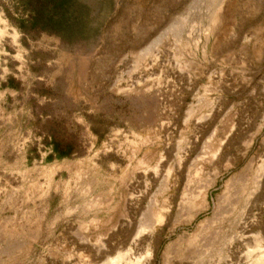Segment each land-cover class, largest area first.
Returning a JSON list of instances; mask_svg holds the SVG:
<instances>
[{"label":"rangeland","instance_id":"obj_1","mask_svg":"<svg viewBox=\"0 0 264 264\" xmlns=\"http://www.w3.org/2000/svg\"><path fill=\"white\" fill-rule=\"evenodd\" d=\"M76 1L0 0V264H264V0Z\"/></svg>","mask_w":264,"mask_h":264},{"label":"trees","instance_id":"obj_2","mask_svg":"<svg viewBox=\"0 0 264 264\" xmlns=\"http://www.w3.org/2000/svg\"><path fill=\"white\" fill-rule=\"evenodd\" d=\"M23 14L18 18H6L23 37L30 34H49L62 41L81 37L87 29L86 16L81 15L84 6L76 0H20ZM55 153V159L61 160L69 155L66 144L62 146L58 141L49 144ZM63 149L64 151L62 152Z\"/></svg>","mask_w":264,"mask_h":264},{"label":"bare ground","instance_id":"obj_3","mask_svg":"<svg viewBox=\"0 0 264 264\" xmlns=\"http://www.w3.org/2000/svg\"><path fill=\"white\" fill-rule=\"evenodd\" d=\"M145 191V190H144ZM154 219H150V217H149V220H147V223H146V225H147V227H149V226H152V225H154V224H156V222L154 223V221H156V220H154ZM142 224V223H141ZM140 230V229H139ZM119 258V257H118ZM122 260V259H121ZM114 261H117L118 262V259L117 260H114ZM112 262V264H115L116 262ZM117 264V263H116Z\"/></svg>","mask_w":264,"mask_h":264}]
</instances>
